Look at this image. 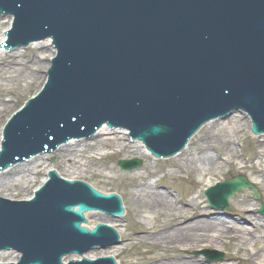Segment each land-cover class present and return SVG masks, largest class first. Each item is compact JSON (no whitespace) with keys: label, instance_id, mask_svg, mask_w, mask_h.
Wrapping results in <instances>:
<instances>
[{"label":"water","instance_id":"95a60500","mask_svg":"<svg viewBox=\"0 0 264 264\" xmlns=\"http://www.w3.org/2000/svg\"><path fill=\"white\" fill-rule=\"evenodd\" d=\"M0 15L13 18L3 49L51 38L57 51L42 91L4 129L0 170L103 123L129 129L156 157L174 155L203 124L239 109L254 134L264 132V0H0ZM48 178L30 202L0 198V251L21 253L18 264H62L115 241L114 227L81 224L95 209L120 216L118 196L54 172ZM246 189L260 201L243 178L204 195L223 210ZM19 253L0 252V262L15 264ZM110 256L67 262L114 264Z\"/></svg>","mask_w":264,"mask_h":264},{"label":"bare ground","instance_id":"6f19581e","mask_svg":"<svg viewBox=\"0 0 264 264\" xmlns=\"http://www.w3.org/2000/svg\"><path fill=\"white\" fill-rule=\"evenodd\" d=\"M8 27L9 25L6 30ZM4 39L5 37L1 33L0 43ZM28 48L33 54L31 63L27 64L30 65V68L37 66L40 61L50 60L54 56L52 45L48 39L32 43ZM20 50L8 53L0 52V77L8 62H13L12 66H16L17 63L21 64L18 60L19 56L14 55H18ZM47 66V64L42 66V70L45 71ZM11 73H15V71ZM37 74L39 71L28 69L27 74L21 72L19 75L26 82L33 81V78L38 76ZM44 77L43 75L42 80ZM12 79H18V76H14ZM0 91L3 92L0 94L1 111V107L6 108L9 105V100L4 95V91ZM233 114L228 119L219 122L218 120L208 122L195 135L197 137L203 130L206 136L212 134L216 143H221V148L222 145L225 146L220 150L223 158L210 153L212 148L210 142H203L198 153H190L192 138L180 153L162 159L164 163L168 164L167 174L164 172L161 177H158L157 169L150 171L145 167L132 170L129 174L127 179L132 190L131 197L134 207L132 212L134 217L144 218L147 221L144 225L136 226V230L131 234V240L150 245V248L145 252L146 256L130 264H206L203 257L188 256L190 251L199 247L204 251V254L209 255L210 251L219 252L223 250L222 248L227 249L226 261L228 262L239 264L242 261L240 254L244 253L246 258L243 262L245 264H264V223L262 218L253 214V203L248 195L249 191L237 195L232 200L233 209L238 216L236 219L226 221L216 214L207 217V214L203 213L204 207L201 198L197 195L188 197L191 190H186L183 196H173L172 189L165 188L160 183L161 179L167 175L173 176L171 169L175 168L179 174L198 176L197 186H199L202 180L212 176L211 174L220 175L222 167L227 166L229 169L235 170L239 176H246L248 179L246 177L245 179L252 183L257 190L259 185L264 187V171L261 169L264 159V136H253L254 152L251 157H244L236 145L242 140L240 136L242 131L250 132L251 124L247 119L244 121L240 116ZM105 124L91 138L72 139L57 148L55 155L64 162L60 171L56 170L54 166H45L42 162L45 157L43 155H37L24 164L14 165L5 171H0V197L7 200L30 199L31 189L41 187L47 180V171L52 168L59 176L68 179V181H73V178L83 181L85 173L107 176L105 170L113 172V169L105 167L104 161L117 157L119 154L150 157L141 143L137 141L128 143L130 137L127 130L110 129ZM227 126H229V132L226 131ZM105 151L108 152L105 153ZM95 154L98 157H95ZM100 167L103 169L99 170ZM41 171H44L45 175L34 187L39 181L38 175ZM123 207L124 214L121 218H125L127 214L124 203ZM84 218L83 225H87L88 228H92L96 222H101L114 227L119 234L121 232L118 225L120 217L111 218L104 213L93 211L84 213ZM246 220L249 224L246 223ZM257 242L262 246L257 247ZM115 245L102 250L97 256H91L90 252L80 256L69 254L62 258V262L81 257L84 259H95L99 256L103 258L104 255H112L113 258H117V255L114 254ZM231 250L234 253L230 252ZM155 253L158 255L154 256Z\"/></svg>","mask_w":264,"mask_h":264},{"label":"rangeland","instance_id":"374dc122","mask_svg":"<svg viewBox=\"0 0 264 264\" xmlns=\"http://www.w3.org/2000/svg\"><path fill=\"white\" fill-rule=\"evenodd\" d=\"M10 19L8 18H0V34L6 29V27L9 25ZM53 51L55 54L54 47ZM50 54V52H49ZM15 56H19L18 60L21 62V64L17 63L16 66H12L13 62H8L6 66L3 69V74H1L0 77V90L4 91V95L7 96V100H9V105H7L6 108L1 107L0 111V134L2 133V129L6 121L9 119V117L14 113L20 106L23 105V103L34 96L36 92L42 87L43 83L46 80V70H42V66H45L46 64L49 66V60H42L40 63L35 66L31 67L30 65H27L28 63L30 64L33 58L32 51L27 47L26 49H21L19 54H14ZM41 57L40 55H38ZM44 56V55H43ZM42 56V57H43ZM47 56V54H45ZM21 57V59H20ZM5 58V57H4ZM12 66V67H11ZM47 66V68H48ZM40 67V68H39ZM28 69L34 70V71H39L38 76H35L33 78V81H23V78L20 77V73H28ZM15 71V73H11ZM44 77V80H42V76ZM18 76V79H12V77ZM11 77V78H8ZM3 92L0 91V94ZM4 108V109H3ZM235 116H240L244 121L247 119L249 122V118L245 113H236L234 114ZM251 124V123H250ZM114 129H120L121 128H114ZM124 131V130H122ZM226 131L229 132V126H227ZM216 133V132H215ZM1 136V135H0ZM241 141L236 145L237 149L241 152V154L244 157H251L254 148H255V141L252 140V136L250 135L249 132L246 130L241 132ZM203 142H210L212 144V148L210 153L212 155H218V157L223 158V156L220 154V150L222 148H225V146L221 148V143L217 142L216 139L212 134L206 136L204 133V130L191 141L190 153H198V151L202 148ZM130 143V141H128ZM108 151H105V153ZM45 156L43 161L45 166H50L53 167L60 171L62 170V164L64 163L61 159H59L56 155L55 152L49 155H43ZM95 157H98L95 154ZM138 159L141 161V167H145L148 170H153L157 169V174L158 177H161V175L165 172V174L168 173L169 167L168 164L164 163L162 160H154L151 157H136L130 154H119L117 157H112L110 159H107L104 161L105 167H109L113 169V172H110L109 170H105V173L107 176H101L97 174H90V173H85L83 177V181L86 183L92 185L95 189L102 191L103 193H109L115 192L118 193V195L122 198L123 203L126 206L127 214L125 218H121L120 222H118L119 229L121 230L120 234V243L116 244V249L114 251V254L117 255V260L119 264H130L138 261L139 259L143 258L145 255V252L150 248V245L142 244V243H137L133 240H131V234L136 230V226L144 225L146 219L144 218H137L134 217L133 214V204H132V197H131V185L130 182L128 181L129 174L132 171H122L117 167V162L119 160H128V159ZM25 163V162H24ZM107 168V169H109ZM103 169V167H100L99 170ZM42 170V168H41ZM173 171V176L167 175L165 178L161 179L160 183L165 187H170V190L172 192L173 196H183L184 192L186 190H191V194L188 195V197H194L199 196L203 202L202 206L204 207L203 213L207 214L208 216H213L214 214L219 215L220 217L223 218V220L230 221L232 219L237 218V213L233 209L232 206V200L239 194L245 193V192H239L237 195L232 197L229 200V205L228 208L224 211L216 210V209H211L206 201V199L203 196V191L208 187L209 184L214 185L216 182H221L225 180H231L232 178L239 176V174L232 169H229L227 166H223L220 175L217 173L211 174L212 176H209L202 180V183L197 186V183L199 182L198 176H187L184 174H179L176 172V169L173 168L171 169ZM45 175L44 171H41V173L38 175L39 181L38 183L34 186L36 187L39 182L41 181L42 177ZM243 176V175H242ZM246 177V176H244ZM247 178V177H246ZM248 179V178H247ZM31 194L34 193V188L31 189ZM258 191L261 195V200L264 202V187L258 186ZM248 195L253 203V214L256 215L259 218L263 219L264 223V217L258 214V207L259 204L256 202L252 196L251 193L248 192ZM94 222V221H93ZM246 223L249 224V222L246 220ZM95 224V223H94ZM119 234V235H120ZM258 246H262L261 243L257 242ZM224 250V248H222ZM220 250L219 252H215L214 254H211L213 257L218 256L219 253L222 254L223 259L221 261H218L217 263H208L207 260V254H204V251L200 249V247L196 250H192L188 253V256L192 257H203L206 264H237L236 262H228L226 261V250ZM92 253L91 256L93 255H98L100 252H102V249L97 247V249L93 252L92 250L87 251L86 253ZM149 252V251H148ZM234 253L232 250L230 251ZM154 256H157L158 253L153 254ZM95 256V257H96ZM148 256V255H147ZM150 257V255L148 256ZM240 257L242 261L239 264H245L243 261L246 258L244 253L240 254Z\"/></svg>","mask_w":264,"mask_h":264}]
</instances>
